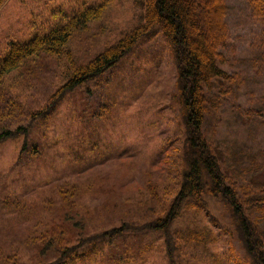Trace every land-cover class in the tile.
<instances>
[{
    "label": "rangeland",
    "instance_id": "374dc122",
    "mask_svg": "<svg viewBox=\"0 0 264 264\" xmlns=\"http://www.w3.org/2000/svg\"><path fill=\"white\" fill-rule=\"evenodd\" d=\"M139 2L144 0L1 4L0 65L8 45L46 35L86 7L104 9L98 19L73 32L60 51L36 53L0 83V115L11 114L6 128L26 126L35 114L27 135L0 142V264L54 260V249L45 256L38 254L41 237L64 231L59 246L75 243L79 230L64 222L67 212L73 219L82 218V233L87 236L124 221L151 220L172 200L179 185L177 150L185 133L174 57L158 27L100 77L63 96L60 91L72 66L86 65L144 22ZM225 4L229 38L228 47L221 50L220 68L238 79L213 82L203 131L223 171L239 193L246 194L264 188V125L232 105L243 110L264 107V35L246 0ZM57 99L53 109H45ZM6 100L19 108L5 109ZM34 149L39 155L32 153ZM140 206H149L151 212ZM196 215L191 207L175 221L172 235L198 224L209 228L216 242L206 253L183 247L182 264H235L244 259L231 217L220 201L205 197V206ZM252 216L264 235V214ZM119 242L121 248L149 246L144 261L135 258L128 263L125 253L123 264H168L158 235H130ZM72 258L65 263L73 264Z\"/></svg>",
    "mask_w": 264,
    "mask_h": 264
},
{
    "label": "trees",
    "instance_id": "16d2710c",
    "mask_svg": "<svg viewBox=\"0 0 264 264\" xmlns=\"http://www.w3.org/2000/svg\"><path fill=\"white\" fill-rule=\"evenodd\" d=\"M3 1L0 0V6ZM246 4L264 35V0H246ZM138 5L144 9V22L86 65L72 66L69 80L60 91L63 96L67 90L100 77L158 27L174 57L177 101L182 108L184 121L185 138L177 150L180 161L179 185L172 200L157 217L144 221H124L117 227L97 234L84 236L82 218L73 219L69 212L65 213L64 222H71L73 229L79 230L75 243L59 246L64 231L53 233L52 237H41L43 245L38 254L45 256L54 249L57 256L54 260L40 264H68L65 262L72 255L73 264H93L96 259L100 264H123L125 253L129 258L128 263L135 258L144 261L149 251L147 244L144 248L127 245L121 248L119 241L130 235L147 234L158 235L162 239V253L168 264H182L179 260L183 259V247L201 248L206 253L207 246L216 242L209 228L193 223L192 229L187 228L177 236L172 235L175 221L191 207L195 208L196 216L199 215L201 207L205 206V197L220 201L231 217L245 256L243 260L235 261V264H264V235L256 225L255 215L252 216L255 213L264 214V188L253 189L246 194L239 193L234 182L223 171L220 157L203 131L208 106L212 101L208 93L213 82L222 80L235 83L238 77L228 75L220 68L224 62L221 50L228 47L229 38L225 23V0H144ZM103 9L104 5L86 7L46 35L34 37L25 43L8 45L6 57L0 65V83L7 74L36 53L60 51L73 32L84 29L89 22L98 19ZM261 44L264 47V40ZM261 61L264 62V57ZM58 101L54 100L45 109H53ZM3 106L5 109L19 108L10 100H6ZM232 106L245 116L259 119L264 125V107L243 110L237 105ZM9 115H0V142L27 135L35 121V114H32L26 126L9 129L5 124ZM32 153L39 155L35 149ZM141 207L151 212L149 206ZM111 247L118 249L113 250Z\"/></svg>",
    "mask_w": 264,
    "mask_h": 264
}]
</instances>
